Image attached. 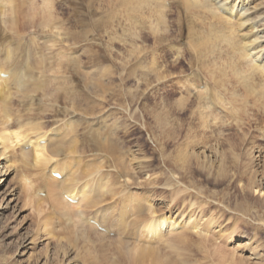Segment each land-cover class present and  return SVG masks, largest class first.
<instances>
[{"label": "rangeland", "instance_id": "1", "mask_svg": "<svg viewBox=\"0 0 264 264\" xmlns=\"http://www.w3.org/2000/svg\"><path fill=\"white\" fill-rule=\"evenodd\" d=\"M57 1L61 2L64 10L65 8L69 10L65 16L60 14L57 18L62 20V26L66 30L62 31L64 36L61 39L63 41H58L59 43L57 41L50 42L51 32L45 26L42 28V24H44L43 0H13L11 3H7L6 8L1 9L0 62L3 61V64L7 62L5 57L7 47L11 50L12 57L8 66L5 64L6 70L9 65L14 64L15 67L16 63L19 65L26 61L30 55V66H34L33 76L41 77L44 83L43 88L34 97H31L30 95L33 94H24L22 91H18L12 80L7 82L10 94L6 93V95L10 98L7 96L3 109L1 107L3 103L0 102V114L3 116L4 109H6L11 117L8 125H12L14 129L22 124L23 130V124H25V128L39 125L40 129H33L29 132L33 139L42 136L43 144L47 142L46 138L54 137L57 131L62 135L69 132L64 144L70 147L76 138V154H78L80 162L86 161L91 165L88 167L84 165L83 169H91L107 160L106 166L100 168L98 174L104 173L110 176L117 173L118 181L111 185L114 191L117 189L116 191L121 192L119 195L123 194L129 198L143 196V189L139 188L145 187L144 183L148 181L149 184L146 185L150 189L152 205L143 204V216L146 215L150 218L152 213L158 215L163 212L165 216L175 219L176 223L181 220L183 223L185 222L183 219L188 220L190 216L199 220L202 225L213 222L212 229L207 233L203 231V228H201L202 230L199 228L197 231H188L186 236L191 237L190 244H193L188 245L184 250L185 254L182 258H186L185 264H264V225H257L260 224V221L264 223V217L260 219L259 216L262 212H258L251 205L253 202L264 199V176L260 167L264 160V148L261 149V152H259V148L256 149L258 142L261 141L260 143L264 145L261 136V132L264 131V117L253 116V111L250 108L248 114L242 116V118L250 117L249 125L241 124V127H237L232 118L228 117L221 128L226 130L225 132L248 133L252 136L255 146L247 153L254 154L253 161L256 165L247 169L245 177L247 178L252 174L250 172L257 169L256 181L261 183L263 193L251 190L246 193L245 197L239 195L241 187L245 186L247 182L246 178L236 176L241 166L249 162L248 156L244 157L242 154L243 149L240 152L237 151L239 155L237 170L235 164L230 163L229 154L226 153L223 156L226 166H230L229 175H232V183H228L229 180L224 179L227 181L225 188L224 186L215 188L210 184V181L214 180L213 174L207 176L205 171L193 174L191 169L194 170L195 165L192 168L184 166L181 161H175V152L169 154L164 153L163 150L164 138L162 128H160L161 124L158 123L160 118L156 116L157 114L159 116L164 106L169 108L172 127L177 129L174 136L168 137L169 151L184 139L188 123L190 122L192 125L193 117L190 118V112L196 110L199 95L195 89L187 93L185 87L182 86L183 79L195 75L194 78L201 85L212 86L214 84L212 77L219 78L222 89L218 90L224 95H229L230 89L234 85V76L230 74L229 65H227L226 47L224 48V45L222 47V43L219 42L220 45L218 43L217 48L213 51L208 45H204L202 50L198 48L197 38L199 37L201 40L206 38L208 21L202 20L200 16L198 18V15L190 11L183 16L182 11L185 8L182 4L174 0H165L164 23L162 24L164 31L159 29L158 33H162L168 40L159 43L155 40L158 33L152 29L155 24L154 16H149L150 12L146 6H143V3L138 4L131 1L129 4L128 0H53V4H56ZM216 1L218 2V0ZM233 1L227 0L226 2ZM236 2L238 3L237 0ZM246 7V14L259 13L264 7V0H250ZM256 25L259 27L253 29L252 33L258 32L259 47L264 48L263 15L258 19ZM244 31L246 33L247 29H243L242 33ZM48 38L49 43H43ZM189 40L191 45H189ZM36 42L38 45L35 46ZM35 47H41L42 53L47 58L42 63L33 52ZM263 48L256 54L261 56V60L264 61ZM75 57L76 62L74 61ZM71 58L72 60H70ZM263 61L261 64L264 63ZM150 65L153 66L152 69H149ZM143 72L147 73L146 79L143 78ZM160 73L163 78H157ZM238 89L236 86L234 92L236 91L235 94L241 97L243 93ZM182 97L186 100L185 106L178 113L175 104ZM248 99L250 101L249 97ZM250 103L251 101L248 102V104ZM50 108L57 110L58 114L50 116L52 113ZM72 121H74V125ZM69 123H72V128L67 129L69 125L66 124ZM97 128L105 134L99 138L100 141H104L105 136L108 135V141L113 142L114 147L118 149L117 152L115 151V160L112 161V157L106 155L105 152L94 149L95 144L91 139L90 132ZM225 132L217 139L206 133L207 142L203 143L200 139L198 145L191 151L201 156L200 160L202 161L203 158L212 156L215 150L211 148V145L214 146L216 141L224 143L226 138L236 139L234 135H224ZM258 139L260 140L258 141ZM25 142L26 140L22 139L16 146L13 145L10 150L7 149L5 155L0 156V180H2L3 174H6L0 181V213H2L3 219L1 227L5 234L3 241L9 244L8 251H10L11 257L16 259L18 264H91L92 258H89V255L86 262L81 257L86 250L90 249L91 245L97 243L96 234L93 232L90 237L93 236L91 241L94 240V243H89L87 241L89 238H85L84 241L81 239V242L79 239L78 244L74 247L62 239L60 244L67 246L69 251L71 250L64 256L61 250L57 255L54 254L58 245L57 237H50L42 232V223L50 215H56L53 217L55 220H53V225L56 226L50 225V227L57 231L60 230V226L66 218L58 217L57 211H60V208H56L57 211H55L56 209L51 204L52 197L46 182L49 175H54L49 173L48 168L41 170L33 167L30 154L27 153L26 156L25 153V156H22V150L30 151L28 146L25 147ZM86 144H88V148L94 150L83 153L86 150ZM225 147V143L221 145L222 149ZM121 152H125V155H122ZM65 155L55 157L52 162H63L66 158ZM9 158H15L12 159L15 164L5 172L6 166L11 162ZM22 158L26 159L28 163L24 162L23 164ZM118 162L121 163V166L117 167L116 163ZM125 172L131 174L128 184L125 183L126 180L122 176ZM61 175L62 178L65 177L64 173ZM191 178L193 183L190 182ZM222 187L224 189H221ZM166 188L167 190H163ZM212 189L219 190L217 196L211 194ZM225 191L228 192V198L221 197ZM179 192L180 195H176ZM119 195H115V199L107 198L108 201L102 202L101 206L86 205L84 208L82 205L81 208L86 211L88 219L79 218V211L76 212L77 214L75 213V216L71 212L70 215L73 217L70 226L74 229L88 228L91 225L90 221L93 220L91 217H94L96 213L98 215L99 210L101 211L103 207L117 205L115 201ZM219 197L221 198L219 199ZM243 202L247 203V214L236 210L238 207L245 209ZM75 204L76 202L69 206L74 208L72 206ZM151 207L153 208L151 209ZM115 209L117 210V207ZM92 214L95 215L92 216ZM86 220H89V224ZM250 223L256 226L250 227ZM58 224L60 225L58 226ZM228 226L234 227L231 234L229 232L231 228L228 229ZM175 227L177 231L179 225ZM139 229L141 230V228ZM95 230L103 234L104 238L100 237L102 240L114 241V244L115 240L124 236L123 234L122 237H119L118 231H114L113 228H106V233L96 228ZM139 232L141 231H138L136 235L138 240L137 238L130 239L132 244L142 242L143 239L147 240L145 235ZM173 232H171L172 239L174 238ZM232 234L234 235L232 236ZM229 236L231 240L227 241L226 238ZM139 238L142 241H139ZM20 242L22 245H19ZM88 243L90 247L86 245ZM164 244L167 243L159 245L164 254H167L169 250ZM163 245L165 248L162 247ZM185 255L187 257H184Z\"/></svg>", "mask_w": 264, "mask_h": 264}, {"label": "bare ground", "instance_id": "2", "mask_svg": "<svg viewBox=\"0 0 264 264\" xmlns=\"http://www.w3.org/2000/svg\"><path fill=\"white\" fill-rule=\"evenodd\" d=\"M12 1L13 0H0V13H1V9L6 8L7 3L9 4ZM131 1H135L138 4L143 3L144 4L143 6H146L148 8L149 10L148 12H150L149 16L151 17L152 15L154 16L153 18L155 19L154 28H152L154 29L153 31L155 33H158L159 29L164 31L163 29L164 25L162 24L164 23L163 8H164L165 0H128L129 4ZM174 1L179 2L184 6L185 10L182 11L183 16L184 14L188 13V11H190L191 13L198 15V18L200 16L202 20L206 19L208 21L207 22L208 30L206 32V38L203 40H201L199 37L197 38V45H199L198 48L199 50H202L204 45L206 46L208 45L211 48V51H213L217 48L219 42L222 43V47L223 45L224 48L226 47L225 54L228 55L227 65H229L230 74L234 76V82H233L234 85H232L233 87L232 89H230L231 91L229 95H224L221 93V91H219L222 89L221 88L222 86L219 84L221 83L219 78L216 79V77H212L214 83L212 84V86L201 85L194 78L196 77L195 75H192L191 78L186 77L185 79H183L182 86L185 87V91L188 93L190 90L195 89L199 95L196 110L190 112L191 114L190 118L193 117L192 125L190 124V122L188 123V128L186 129V132L184 134V139L180 141L176 146H174L173 150L169 151L168 137L174 136L176 134L177 129L174 128V126L172 127V123L170 121V115H169L170 114L169 108H166V106L164 107L162 106L163 107L162 112L160 111L159 116L157 114L156 117L160 118L158 119V123L161 124L160 128H162V134L164 138L162 142L163 150L164 153H169V154L171 152H175V161H181L182 164L184 163V166L192 168V166L195 165L196 166L195 169L194 170L193 168L191 169V173L193 174H196L197 172L203 173L204 171L206 172L207 176L213 174L212 176H214V180H211L210 184H212V186H214L215 188L221 186H224L225 188L226 182L228 180H229L228 183H232V179H231L232 175H229L230 166L229 167L226 166V163L223 161L224 159L223 156L226 153L229 154L228 156L231 157L230 163L235 164L236 170L239 159V155L237 154V151L240 152L243 149L244 152L242 154H244V157L246 155L248 156L249 162L244 163L241 166V168L238 170V175L236 177L246 178L245 176L247 173V169L248 168L250 169L251 167L256 165L254 164L255 162L253 161L254 154H252L251 152L247 153V151H249L251 148H254L255 146L252 136L248 135V133L237 134V133L225 132L226 130L221 128H222V124H224V122L228 120L227 119L228 117L232 118V120L235 122V125L237 127H241V124L244 126L249 125L250 117L247 116L245 118H242V116L247 115L248 110L250 108L253 111L252 112L253 116L258 115L259 117H264V63L261 64L263 60H261V56L257 55L258 52H260L263 47L261 48L259 47L260 42L258 41L259 39L258 32L252 33L253 29L259 27V25L257 26L256 24L258 23V19L261 18L262 15L264 16V7L259 13L246 14V10H247L246 6L248 5V2L250 0H237L238 3L236 2V0L228 3L226 2L227 0H218V2L216 0H174ZM53 3H54L53 0H43L42 16L44 19L43 21L44 24H42V28H44L45 26V28L51 32L50 42H55V41L62 42L63 39L61 38H63L64 36L62 34V31L65 32L66 30L65 27L62 26L63 25L62 20H58L57 18L58 15L60 14L65 16V14L69 13V10L67 8H65L64 10L60 1H57L56 4ZM10 6L12 8V5ZM243 29H247L246 33L244 31L245 34L242 33ZM155 40L158 41L159 43H162L167 41L168 39L162 33H158V36L157 38H155ZM48 41L49 38L45 39L43 43H47ZM33 42H35V40H33ZM37 42L35 46L38 45ZM189 45H191L190 40H189ZM7 48L5 55L7 62L6 63L4 62L6 65L9 62H11L10 59L12 57L10 53L11 50L9 49V47ZM40 48L35 47L33 49V52L38 57L39 62L42 63L47 58L42 53ZM134 48H136V46H134ZM27 54L29 55L30 53L28 52ZM29 59H30V55L26 58V61L21 62V64L18 65V63H16L15 67L13 66L14 64L9 65V68L7 67L8 68L7 70L5 64L2 63L3 61L0 62V102L3 103L2 104L3 106H1L2 109L5 108V104H6L5 101L7 100V96H8L6 95V93L10 94V91H8V87H7L8 81L12 80L13 83L15 84L14 86L17 87L18 91H22L24 94L26 93L33 94L30 95L31 97H34L35 94L39 90H41V88H43L42 86L44 83L42 78L41 77L37 78L38 76L37 77L33 76L32 70L34 69V66L32 65L30 66L31 62ZM70 60H72V58ZM74 61L76 62V57ZM152 68L153 66L150 65L149 69ZM146 75L147 73L143 72L144 79H146ZM157 78H163L161 73L158 74ZM236 86H238V88L243 93L241 97L235 94L237 93L236 91L234 92V88H236ZM131 96L134 97V95ZM23 97H26V95H23ZM248 97L250 98L251 101L250 104H248V102H250ZM185 101L186 100H184V97H182L178 100V102H176L175 106L178 109V113L179 110L185 106L184 104ZM51 112L52 113H50V116H54L55 114L56 115L58 114L57 110L52 109ZM10 118H11L10 115L7 113L6 109H4L3 116L2 115L0 116V146H1L0 156L5 155V151L7 149L10 150L11 146L12 147L13 145L16 146L19 143V141L25 139L26 140L25 147L28 146V148L30 149L28 148L27 149L30 151L22 150V156L24 157L25 153L26 156L30 154L31 165L33 167L40 168L41 170H45L46 168H48L50 174L53 175L57 173L59 175V178L51 175H49L50 178L47 176L48 180L46 182V185L52 197L51 198L52 207L55 209L60 208L59 209L60 211H57V209L55 211L58 212L57 213L59 214V216L57 215L58 217L66 218V219L64 218L65 220L61 219L62 221L64 220L65 223L63 221V224L60 226L61 228L59 227L60 230L57 231V229L50 227V225L52 226L54 224L55 220L53 219V217L56 215H50V217L45 219V221L42 223L43 228L41 227L43 229L42 231L43 233L49 235L50 237L52 236L57 237L58 245L54 250L55 255H57L60 250L63 256L66 255L69 251L67 246L65 247V245L60 244L62 239L66 240V242L70 243V245L72 244L74 247L76 246V244H78L77 241H79V239L81 242V239L84 241L85 238L86 239L89 238V240L87 239V241L89 243L90 242L94 243V240L91 241L93 236L90 237L91 233L93 232L94 234H96L95 237L97 238V243L94 244L92 243L93 245H91V247L89 246V243L86 244L87 246L90 247V249L88 251L86 250V252L83 253V256L81 257V259L84 260V262H86L89 255V258H92V261H90L91 264H185L184 262H186V258H182L183 255L185 254L184 250L187 248L188 245L193 244V243L190 244V240H192L191 237L186 236V234H188V231H197L199 230V228L200 229L203 228V231L207 233L212 229L213 222L202 225V223L199 220L193 219L191 216L188 220L181 218L185 220V222L183 223L181 219L179 223H176L175 219L171 218L170 216H165L163 212L158 215H153L152 213L151 214L152 216L150 215V218L146 215L143 216L142 215L144 210L143 204L148 203V205L150 206V204L152 203V200L150 198L151 195H149L150 189L147 187L148 185H146L149 184L148 181L144 183L145 187L139 188V189H143L142 190L143 196L139 195L140 197L138 198L137 197L129 198L124 196L123 194L119 195V193L121 192L116 191L117 189L114 191L111 185L118 181L119 176L116 175L117 173L111 174L110 176L104 173L98 174V172H100L99 171L100 168L106 166L107 160L105 159L106 161H103V163H101L100 165H97L94 162L95 165L97 166H93L91 169L88 168L83 169L85 167L84 165H86L87 167L88 165L89 166L91 165L87 164L86 161L80 162L79 156L78 154H76L77 152L75 145V143L77 142L76 138L73 140L74 143L72 146L69 147L68 145L66 146V144H64L66 135L69 132L68 133L66 132L67 134L62 135L61 133H59V131H57L54 137L51 138L49 137V139L46 138L45 140L47 142L43 144V141H41L43 139L42 136L33 139V137L30 134V132L33 129L36 130L40 129L39 125L29 126L28 128H25V124H23L24 125V130H23L21 128L22 127L21 124L13 129L12 125L11 126L8 125ZM261 121H263L262 118ZM73 122L74 121H72V123ZM72 123L66 124L69 125L67 129L72 128ZM207 131L209 132L207 133ZM224 132L226 133L224 135H229V134L234 135L237 140L236 139L229 140L231 137H229L228 139L226 138V140H224L226 147L223 149L221 148V145H223L224 143L220 142L219 140L216 141L214 143V146L213 144L211 145V148L215 150V152H213L212 156L208 158L207 157L203 158V161L200 160L201 156H199L198 154H194L191 151L193 148L196 147V145H198V141H200V139L201 142L203 143L207 142L206 140L208 137H206V133L207 135L217 139ZM90 133H91L90 135H92L91 139L95 144L94 149L98 151H102L103 153L105 152L106 155L112 157L111 158L112 161L115 160L116 157L115 153L118 151V149L114 147L113 142L111 143L110 141H108L109 140L108 135L105 136L104 141H102L103 142L102 143L100 141L101 139H99L105 135L102 133V130L97 128L91 130ZM261 136L263 137V141H264V131L261 132ZM259 140L260 139H258V141ZM260 142H258V144L256 145V149L259 148V152H261L262 151L261 149L264 148V145L261 144ZM94 149L88 148V144H86V150L83 151V153L90 152ZM67 153L68 155H65ZM63 154L66 156L63 162L60 163L52 162V160L55 157ZM217 154L220 156H218ZM122 155H125V152ZM213 157L215 158L213 159ZM12 159L15 158H9L11 162H9V164L6 166L5 172H7V170H9V168H11V166L15 164L13 162L14 160ZM22 162L23 164L24 162L28 163L26 159H23ZM165 163H167V161H165ZM48 165L50 166L48 167ZM116 165L117 167L119 165L121 166V163L118 162L116 163ZM260 167H261V171H263V176H264V160ZM257 172H258L257 169H255L253 172H250L252 174L246 178L247 183L245 186L243 185L241 187V191L239 192V195L245 197L247 196L246 193L251 190L258 191V193L260 192L263 193L261 183H258L256 181ZM61 173L65 174L64 178H62L63 176L61 175ZM187 173H189L188 170ZM5 175L6 174L4 173L3 176ZM3 176L1 178L2 180H3ZM122 176L126 180L125 183L128 184V181L131 180L130 179L131 174L125 172L123 173ZM217 178L218 180H216ZM224 179H227V181H225ZM190 182L193 183L192 178ZM224 188L222 187L221 189ZM163 190H167V188ZM218 191L212 189V191L210 192L212 195L217 196ZM227 193L228 192L225 191V193L221 197L228 198ZM115 195H119L117 196V200L115 201L117 202V205L112 207L109 206V203H107L109 207H105V208L103 207L101 211L100 210L98 211L97 209L99 214L97 215L96 213V215L94 214L95 216L92 214V216L94 217H91L93 219L92 221L95 223L94 225L104 228L106 232H107L106 228H113L114 231H118L119 237H122V235L124 234L122 238L115 240V244L113 243L114 241L110 242L107 239H105V241L102 240V238L100 237L102 236L104 238L103 234L97 232L95 230L94 225L92 224L89 225L88 228L82 227V229L79 228L74 229L70 226L72 225L70 224V221L72 217L75 216V213L77 211L80 212L78 214L80 216L79 218L88 219L86 211L81 208L82 205L84 206V208L86 207V205L92 207L93 206L96 207L98 205L101 206L102 202L108 201V199L110 200L113 199ZM176 195H180V192L177 193ZM221 197H219V199ZM40 201L41 200H39V202ZM74 202H76V204L75 206H72L74 208H71L69 205L74 204ZM216 202L217 203L219 202L218 199ZM251 205L254 208H256L258 212H262L259 217L260 219H263L264 199L253 202L251 203ZM244 206L245 209L242 207H238L236 208V210L243 211V213L245 214L248 211L246 210L247 209L246 202L244 203ZM115 207H117L118 212L115 209ZM226 207L228 206L226 205ZM152 208L153 207H151V209ZM71 212H73V216L70 215ZM1 215L2 213H0V264H18V261L16 259H13L11 257L10 251H8V249H10V246H8L9 244L3 241V237L5 236V234L3 233V228L1 227L3 220ZM88 221L89 220H86V222ZM59 225L60 224H58V226ZM176 225H179L177 231L175 227ZM257 225L262 226L264 225V223L263 221H260V224ZM91 226L93 227L91 228ZM249 226L252 227L256 225L250 223ZM139 228H141V230ZM227 228L230 229L231 226H228ZM233 228L234 227H232L231 231H229L230 234L233 232ZM174 229L175 232H173ZM138 231H141L139 233H143L147 240L143 239L142 241V239L139 238V241L141 240L142 242H138L137 244H132L130 239L132 240L137 238L136 235L138 234ZM171 232L174 233L173 239L171 238L172 235ZM233 235L234 234H232V236ZM226 240L230 241L231 240L230 236L226 238ZM162 243H167L166 245L165 244L164 245L168 248L169 253L164 254V251H162V249L160 248L161 246L159 245ZM19 245H22V243L20 242ZM164 245L162 246L163 248H165ZM184 257L187 256L185 255ZM239 263L241 262L239 261Z\"/></svg>", "mask_w": 264, "mask_h": 264}]
</instances>
